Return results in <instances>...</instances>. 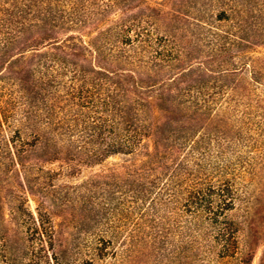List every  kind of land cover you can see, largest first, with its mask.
I'll return each instance as SVG.
<instances>
[{
	"label": "trees",
	"instance_id": "trees-1",
	"mask_svg": "<svg viewBox=\"0 0 264 264\" xmlns=\"http://www.w3.org/2000/svg\"><path fill=\"white\" fill-rule=\"evenodd\" d=\"M263 45L264 0H0V235L53 264H264Z\"/></svg>",
	"mask_w": 264,
	"mask_h": 264
},
{
	"label": "rangeland",
	"instance_id": "rangeland-1",
	"mask_svg": "<svg viewBox=\"0 0 264 264\" xmlns=\"http://www.w3.org/2000/svg\"><path fill=\"white\" fill-rule=\"evenodd\" d=\"M237 50H234V54H236ZM254 56H259L264 54V45L258 46L255 48V51L249 52ZM254 97V95H253ZM264 97V94L262 95ZM263 109L261 112H259L254 118V121L264 120L262 119V115L264 113V102H262ZM239 110V109H238ZM241 112H238L239 118L242 119L240 122H248L250 120L248 117H244V114L242 111H249V109L241 105L240 106ZM241 124V123H240ZM242 150H252L254 148H250L249 146H242ZM255 151V149H254ZM122 157L121 155H116L114 157H111L108 159L103 165L96 166L94 168H87L83 167L82 172L78 173L75 176L68 175V171L65 172V174L61 177L62 181H74V182H80L84 179H86L91 173L99 171L101 169H107L109 167L113 166L114 162L121 161ZM30 205L33 210H35L36 202L35 200L30 196ZM61 218H57V221H60ZM11 228L8 229V231L2 232L0 235V264H53V260L51 259V254L48 255L47 251H44L41 249V247L38 244V240L34 239L33 236L28 235L27 233L21 232L19 230H16L14 225L12 224L10 226ZM12 251L14 253V256H17L16 260L14 261H8L3 262L2 259L7 260L8 254L7 251ZM50 253V251H49ZM262 256V249L260 248L254 258L251 264H260V258Z\"/></svg>",
	"mask_w": 264,
	"mask_h": 264
}]
</instances>
